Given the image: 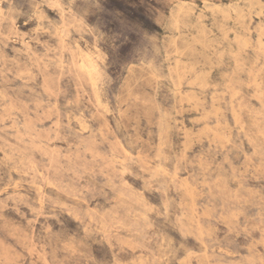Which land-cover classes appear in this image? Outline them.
<instances>
[{
  "label": "rangeland",
  "instance_id": "1",
  "mask_svg": "<svg viewBox=\"0 0 264 264\" xmlns=\"http://www.w3.org/2000/svg\"><path fill=\"white\" fill-rule=\"evenodd\" d=\"M104 7L89 22L128 35L102 47L91 24L65 22L61 0H0L5 215L26 233L38 215L39 232L58 201L94 222L74 221L66 236L115 225L124 243L92 231L84 260L264 264V0ZM135 28L154 33L136 54ZM92 185L106 195L79 201ZM19 199L23 216L12 210ZM141 208L148 228L135 235ZM33 250L38 264L49 260L48 249Z\"/></svg>",
  "mask_w": 264,
  "mask_h": 264
},
{
  "label": "clouds",
  "instance_id": "2",
  "mask_svg": "<svg viewBox=\"0 0 264 264\" xmlns=\"http://www.w3.org/2000/svg\"><path fill=\"white\" fill-rule=\"evenodd\" d=\"M41 3L45 0H40ZM63 4L64 19L67 24L74 29L81 28V18L83 21L82 30L87 31L88 25L93 26V31L89 32L90 36L99 37L98 42L102 47L108 45V41L114 39L116 42L127 38L128 29L122 28L119 34L115 35H102L96 24L90 23L88 17L95 15L97 21H102L106 15L105 12V0H61ZM137 33L136 39V51H143L144 46H152V37L154 33L143 31L139 28L133 29ZM103 33H105L103 31ZM155 43H159V37H157ZM103 68V64H101ZM131 160V157L126 158ZM128 175L133 177V173L129 172ZM134 178V177H133ZM84 193H94L95 195H106L103 187L92 185L85 187L83 192L76 198L79 201H83ZM25 203L22 199H19L12 205V210L17 214L23 216L20 211L19 204ZM145 209L141 208L135 213V219L133 224H138L140 227L135 232V235H139L141 232L148 228V224L144 222ZM155 212V210H152ZM6 206L0 205V264H38V258L33 250L35 244H39L42 249H48L49 260L44 264H110L109 261L101 258L96 260L93 257L84 260V252L82 251L85 239L92 231H103L104 238L106 240L111 239L114 241L112 247H116L119 244L124 243L118 235V230L113 231L116 228L115 225L107 229H96L94 227L84 229V237L80 240H76L72 236H66V233L72 231L73 222L79 221L81 224L88 221L89 224L94 223L89 218V213L82 209L77 208L74 205L64 204L61 202H52L50 205L48 216L45 218V222L40 224L39 232H34L36 225L39 223V216L34 215L33 219L28 220L26 227L29 232L24 230L15 222H12L5 215ZM75 213V214H74ZM160 216H165L163 211L156 213ZM43 215V213H40ZM25 219H27L25 217ZM49 219L54 225H59V230L54 231L53 227L49 225ZM109 233L111 236L109 237ZM35 237V239H34ZM71 245V247H69ZM120 250H123L121 248ZM81 258L79 261L77 258Z\"/></svg>",
  "mask_w": 264,
  "mask_h": 264
}]
</instances>
